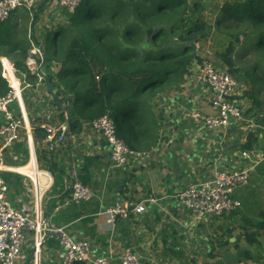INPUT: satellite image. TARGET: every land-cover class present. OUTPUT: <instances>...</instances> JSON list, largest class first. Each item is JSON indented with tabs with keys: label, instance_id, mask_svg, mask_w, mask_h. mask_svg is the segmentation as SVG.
<instances>
[{
	"label": "crops",
	"instance_id": "obj_1",
	"mask_svg": "<svg viewBox=\"0 0 264 264\" xmlns=\"http://www.w3.org/2000/svg\"><path fill=\"white\" fill-rule=\"evenodd\" d=\"M197 3L199 9L191 15L207 20L210 28L207 39L199 45L202 51H207L215 67L228 70L219 53L238 37L235 32L222 30V25L227 23H219L218 14H224L225 5L240 2L199 0ZM32 11L38 18L32 25L35 39L46 49L49 44L46 36L59 23L62 22L59 26L67 25L68 13L64 9H49L48 0L38 1ZM34 47L29 48L25 65L32 59ZM237 47L235 44L231 58L233 71H228L238 85L233 101L242 111V120L232 119L225 129L205 126L203 118L215 113L210 107V94L197 81V67L192 62L182 83L157 98L155 115L159 133L155 146L134 151L140 157L119 168L110 165V148L101 133L92 128V122H70L68 116L75 100L69 91L70 76L55 78L59 65L53 62L49 71L41 69L45 77H54L51 93L44 79L40 77L42 81H39L31 68H27L30 74H24L25 78L20 76L24 84L19 98L8 108L20 126V138L3 152L2 180L8 187L7 200L22 214L35 220L47 219L52 229H64L74 240L87 242L92 259L106 257L110 264H120L128 249L140 256V264H194L195 255L214 253L212 245L209 249L215 236L211 227L221 220L193 223L191 215L174 196L197 181L211 179L217 171L246 169L249 164L241 158V153L249 139L252 140L250 151L264 154V86L260 87L258 99H252L255 88L235 65ZM33 60H37L35 55ZM3 122L0 113V125ZM63 123L68 127L64 143L47 151L42 127ZM124 132L126 136L122 134L120 138L127 145L129 133L125 126ZM27 134L32 137L40 172L38 181L28 167ZM75 182L90 188L94 196L89 201L64 206ZM234 198L241 204L233 213L235 217H258L264 208V162L252 171L247 184L235 192ZM117 203L142 204L145 212L118 218L110 225L102 213ZM222 230L224 233L225 229ZM42 235V232L25 233L22 247L25 258L19 264H60L62 251L57 235L49 234L41 240ZM222 236L217 237L219 244L237 241L230 237L222 241Z\"/></svg>",
	"mask_w": 264,
	"mask_h": 264
},
{
	"label": "trees",
	"instance_id": "obj_2",
	"mask_svg": "<svg viewBox=\"0 0 264 264\" xmlns=\"http://www.w3.org/2000/svg\"><path fill=\"white\" fill-rule=\"evenodd\" d=\"M197 1L86 0V14L77 8L66 17L67 27L54 26L46 36L49 44L43 49L46 64L42 69L49 71L56 62L59 70L55 78L71 75L69 91L75 100L68 116L70 122H94L107 115L120 140L127 122L126 146L130 150L154 147L159 133L157 98L182 83L197 58L195 44L204 42L210 34L207 22L191 15L199 9ZM223 13L226 21L258 32V51L264 55V0L225 5ZM37 19L33 11L21 10L0 22V58L11 60L20 74H30L24 63L28 50L40 46L33 30L29 32ZM219 19L222 23L223 19ZM236 41L229 42L219 53L222 64L231 72ZM46 79L54 87V77L48 75ZM8 91L0 64V97ZM251 141L243 150L252 149ZM246 224L243 240L249 246L259 245L258 239L264 240V208L255 221ZM226 244L228 240L219 247ZM243 254V258L251 259L248 251Z\"/></svg>",
	"mask_w": 264,
	"mask_h": 264
},
{
	"label": "built area",
	"instance_id": "obj_3",
	"mask_svg": "<svg viewBox=\"0 0 264 264\" xmlns=\"http://www.w3.org/2000/svg\"><path fill=\"white\" fill-rule=\"evenodd\" d=\"M38 1L40 0H0V22L6 21L16 11L31 12ZM230 1L244 2L246 0ZM80 3L81 0H48V8L52 10L64 9L68 14H73ZM195 50L197 58L193 60V64L197 67V81L209 92L210 107L215 113L214 116L204 117L203 122L208 128L225 129L232 119L242 120L240 107L233 99H229V97L233 98L238 89L237 82L227 69L215 67L208 57L207 51H202L199 44H195ZM33 53L37 60L27 61L26 65L27 68H31L30 71L38 77L39 81H42L38 75L41 61L37 47H34ZM0 64L1 78L9 87L8 93L0 97V113L4 118L3 124L0 125V264H19L24 260L22 247L25 233L31 231L42 232L41 240L49 234L57 235L62 251L60 264H110V260L106 257L92 259L87 242L74 240L64 229H52L47 219L35 220L22 214L7 200L8 187L1 176L4 170L3 152L20 138L18 130L20 126L9 113L8 108L18 100L22 84H24L20 76L25 78V75L18 73L14 65L6 58L0 59ZM8 69L19 83L17 89L10 84L9 79L5 76ZM96 79L98 80V78ZM197 118L198 116L195 115L194 119ZM91 126L96 132L101 133L108 144L110 148L109 161L113 168L123 167L130 159L140 157L139 153L128 149L124 142L117 138L114 122L107 115L92 122ZM42 129L46 150L50 152L64 143L68 133L65 123L44 125ZM26 141L30 160L28 167L34 180L38 181L36 177L40 175V172L37 168L30 134L26 135ZM241 158L249 164L243 171L230 173L217 171L211 179L197 181L174 196L176 202L191 215L193 223L201 224L210 218L221 219V217L228 216L240 209L241 204L234 198V194L247 184L252 171L264 162V154L258 155L255 151H243ZM93 196L90 188L80 182H75L63 205L80 204L89 201ZM143 212H145V206L142 204L122 205L117 203L103 211L102 215H105L107 222L112 225L118 218L126 219L130 215H140ZM35 248H38L36 244L33 245V249ZM37 250L35 249V251ZM120 264H140V256L134 250L128 249L123 253Z\"/></svg>",
	"mask_w": 264,
	"mask_h": 264
},
{
	"label": "rangeland",
	"instance_id": "obj_4",
	"mask_svg": "<svg viewBox=\"0 0 264 264\" xmlns=\"http://www.w3.org/2000/svg\"><path fill=\"white\" fill-rule=\"evenodd\" d=\"M85 5H86V0H81L78 10L86 14ZM218 15H220L218 16V18H222L223 22L227 23V24L224 23L226 25H222V30L229 32V34H233V32H235L238 37L236 41L238 47L235 51V57H236L235 65L237 69H239V73L245 77V79L251 84L253 88H255L253 90L251 98L257 100L258 93H260L261 90L260 87L264 86V60H263L264 55H262L258 51V32L256 30H253L250 26L247 25L237 26L233 24L232 21H225L226 20L225 14H218ZM61 24L62 22L59 23L58 25ZM66 24L67 27L68 21L66 22ZM32 55H33L31 57L32 59L29 60L34 59V54ZM9 61L13 64L11 60ZM53 64L55 65L56 62H53ZM69 76L71 82V75ZM125 127H127V122L125 123ZM126 129L127 128H125V130ZM123 134L126 136V132H124ZM245 218L243 219L240 217H235L233 214L221 217V219L210 218L215 220H221L220 224L213 225L211 227V231L212 233H214L215 236L213 237V242L209 244V249L211 248L212 245L215 248L214 253H210L207 255V252H202L203 254L199 253L195 255L193 257V260L195 261L194 264H222L223 261L220 262V258L223 257H227V260L224 262V264H264V240L262 238H259L258 239L260 241L259 245L249 246L245 243L242 237V229L244 227L243 225H245V227L246 226L248 227V225L246 224L247 221L249 220L255 221L257 217H245ZM222 229H225L224 233ZM228 230H231L233 232L228 233L227 232ZM220 234H223L222 241H226L229 237L237 238L236 244L238 247L237 248L234 247L235 242L226 244L222 248L219 247L218 246L219 238L217 237ZM216 245L218 246V249ZM203 250H204V246H203ZM245 250L250 253L251 259L243 258L244 255L243 252ZM239 259H242V261L239 262Z\"/></svg>",
	"mask_w": 264,
	"mask_h": 264
},
{
	"label": "water",
	"instance_id": "obj_5",
	"mask_svg": "<svg viewBox=\"0 0 264 264\" xmlns=\"http://www.w3.org/2000/svg\"><path fill=\"white\" fill-rule=\"evenodd\" d=\"M32 21H33V20H32ZM31 30H32V29H30L29 32H31ZM37 49H38V53H39V55H40V61H41L40 66H39V70H38V71H39V72H38V75H39V77H41V79H44L45 83L48 85L49 92L52 93L51 88H50V86H49V84H48V81H47L46 77H45L44 75H42V73L40 72L41 69H42V68L44 67V65L46 64V56H45L44 51H43V48H42L41 46H38ZM52 95H53V94H52ZM229 99H233V98H232V97H229ZM229 259H230V258H229ZM226 260H227V257H223V258H222V261H223V262H225Z\"/></svg>",
	"mask_w": 264,
	"mask_h": 264
},
{
	"label": "bare ground",
	"instance_id": "obj_6",
	"mask_svg": "<svg viewBox=\"0 0 264 264\" xmlns=\"http://www.w3.org/2000/svg\"><path fill=\"white\" fill-rule=\"evenodd\" d=\"M5 76H6V78L9 79L10 84H11L15 89H17V87L19 86V83H18L17 79L11 75V71H10L9 69H8V72H5Z\"/></svg>",
	"mask_w": 264,
	"mask_h": 264
}]
</instances>
